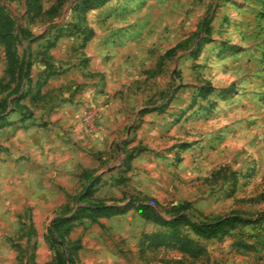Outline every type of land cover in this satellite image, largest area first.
<instances>
[{
	"label": "rangeland",
	"instance_id": "obj_1",
	"mask_svg": "<svg viewBox=\"0 0 264 264\" xmlns=\"http://www.w3.org/2000/svg\"><path fill=\"white\" fill-rule=\"evenodd\" d=\"M26 1L0 0V264H56L47 228L93 176L87 201L128 207L75 221L72 264H264V0ZM138 201L247 222L205 238Z\"/></svg>",
	"mask_w": 264,
	"mask_h": 264
},
{
	"label": "trees",
	"instance_id": "obj_2",
	"mask_svg": "<svg viewBox=\"0 0 264 264\" xmlns=\"http://www.w3.org/2000/svg\"><path fill=\"white\" fill-rule=\"evenodd\" d=\"M103 1L104 0H80L82 9L95 8L101 5ZM61 2L62 0H57L55 5L52 6L51 11H55ZM26 4L29 8L39 11L41 0H27ZM263 14L264 12H262V15ZM203 23L204 19L200 23V27H203ZM10 24L11 21L7 16L4 15L3 8L0 4V42L2 43L6 52L9 68L11 72H13L18 61L13 48L15 38L11 32ZM205 32H207V29ZM18 68L21 70L22 65H20ZM6 107L7 105L5 101H0V118L3 116V112ZM132 155L133 148L127 152L123 160L127 167L129 166V161L132 158ZM83 173L85 176L88 175V171H84ZM96 179V176L89 178V182L84 190L74 196L76 203H78L77 205L64 209L66 212H69V215L58 216L50 221V226L47 228V235L50 238L51 246L53 243L57 244V246L61 245L60 250H55L56 264H72L71 251L74 249V245L72 244L73 242L66 239V236L75 224L76 220L84 217L90 218L91 220H96L98 217H109L123 212L128 207V204H108L98 199L87 201L86 198L90 194V186ZM129 204L132 203L129 202ZM134 207L138 214L147 220L153 221L165 227H169L171 230H176V228L179 226H186L190 228L196 235L205 238L214 236L223 230L231 229L239 223L247 222V218L235 212L223 217H216L212 220L195 221L190 216H188V214L179 213V210H186L190 207L189 201H185L173 206L171 208L173 214L169 218L163 217L154 207L142 201L135 203ZM175 239L180 243L183 249L189 252L197 251V248L189 239L179 238L177 236H175Z\"/></svg>",
	"mask_w": 264,
	"mask_h": 264
}]
</instances>
